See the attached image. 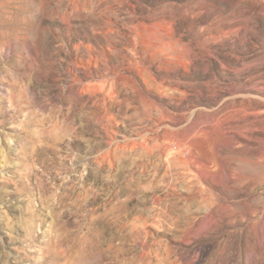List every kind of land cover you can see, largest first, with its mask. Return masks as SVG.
<instances>
[{"label": "rangeland", "instance_id": "1", "mask_svg": "<svg viewBox=\"0 0 264 264\" xmlns=\"http://www.w3.org/2000/svg\"><path fill=\"white\" fill-rule=\"evenodd\" d=\"M0 264H264V0H0Z\"/></svg>", "mask_w": 264, "mask_h": 264}]
</instances>
